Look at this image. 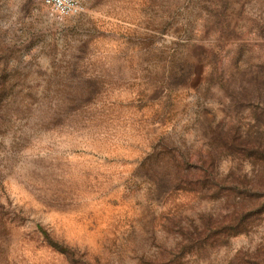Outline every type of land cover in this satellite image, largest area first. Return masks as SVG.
<instances>
[{
  "label": "rangeland",
  "instance_id": "1",
  "mask_svg": "<svg viewBox=\"0 0 264 264\" xmlns=\"http://www.w3.org/2000/svg\"><path fill=\"white\" fill-rule=\"evenodd\" d=\"M257 72L264 0H90L72 17L0 0V264H178L168 218L225 212L173 190L175 160L206 157L211 126L264 134ZM181 263L264 264V221Z\"/></svg>",
  "mask_w": 264,
  "mask_h": 264
},
{
  "label": "trees",
  "instance_id": "2",
  "mask_svg": "<svg viewBox=\"0 0 264 264\" xmlns=\"http://www.w3.org/2000/svg\"><path fill=\"white\" fill-rule=\"evenodd\" d=\"M260 75L257 72L254 74L256 79H252L258 89L264 88V79L259 81ZM249 95L244 98L247 100ZM258 99L260 103L262 97ZM210 139L207 155H201L198 163H193L185 154L175 160L172 188L193 193L201 200L220 202L225 213L222 210L200 213L187 226L177 217L168 218V229L181 238L172 252L173 261L178 264L189 255L207 257L215 249L226 246L230 239L249 234L264 221V134L253 136L241 133L237 126L219 125L211 126ZM227 156L252 162L258 167L252 176L243 173L240 167L223 176L217 165L221 157ZM47 239L54 248L72 259L74 251L71 248L48 236Z\"/></svg>",
  "mask_w": 264,
  "mask_h": 264
},
{
  "label": "built area",
  "instance_id": "3",
  "mask_svg": "<svg viewBox=\"0 0 264 264\" xmlns=\"http://www.w3.org/2000/svg\"><path fill=\"white\" fill-rule=\"evenodd\" d=\"M51 7L61 17H72L81 14L90 0H38Z\"/></svg>",
  "mask_w": 264,
  "mask_h": 264
}]
</instances>
